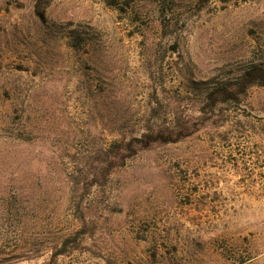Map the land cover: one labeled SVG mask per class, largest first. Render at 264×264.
Returning <instances> with one entry per match:
<instances>
[{
    "label": "rangeland",
    "instance_id": "obj_1",
    "mask_svg": "<svg viewBox=\"0 0 264 264\" xmlns=\"http://www.w3.org/2000/svg\"><path fill=\"white\" fill-rule=\"evenodd\" d=\"M198 2L0 0V264L69 238L56 264H264L263 88L91 185L156 104L196 120L213 82L264 66V0Z\"/></svg>",
    "mask_w": 264,
    "mask_h": 264
},
{
    "label": "trees",
    "instance_id": "obj_2",
    "mask_svg": "<svg viewBox=\"0 0 264 264\" xmlns=\"http://www.w3.org/2000/svg\"><path fill=\"white\" fill-rule=\"evenodd\" d=\"M106 1L111 8L123 11L124 8H121L125 5L122 3L123 0ZM211 1L199 0L198 9L203 10ZM221 1L231 2L235 0ZM254 87L264 89V66L261 64L250 65L230 80L213 82L206 94L204 104H201L197 110L200 116L196 120L190 117L185 119L184 115L177 112L178 108H175L174 120L169 123L167 108L161 104H156L150 109L149 117L145 123V132L139 137H133L129 140L125 137L109 147L105 153L102 167L92 174L91 185L103 186L114 170L124 167L128 160L135 157L140 151L150 150L158 145L179 143L193 136L201 127L207 125L218 115L217 110L221 106L227 103H241ZM76 240V238L65 240L60 248L55 249L49 264H56L59 256L68 254L76 244Z\"/></svg>",
    "mask_w": 264,
    "mask_h": 264
}]
</instances>
